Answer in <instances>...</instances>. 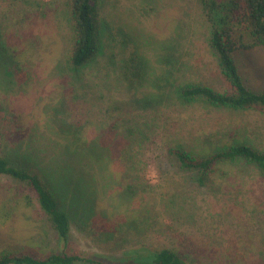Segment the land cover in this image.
<instances>
[{
  "label": "rangeland",
  "instance_id": "obj_1",
  "mask_svg": "<svg viewBox=\"0 0 264 264\" xmlns=\"http://www.w3.org/2000/svg\"><path fill=\"white\" fill-rule=\"evenodd\" d=\"M104 16L101 54L73 71L64 0H0V40L17 49L22 68L10 73L9 56L0 58V154L45 175L70 216L69 248L82 256L141 264L153 255L126 250L168 247L188 264H264L258 166L240 158L204 172L170 152L217 150L234 136L264 149V112L180 96L187 83L231 90L200 1L105 0ZM236 58L245 83L264 89V49ZM26 193L37 200L0 174V202L19 208ZM35 205L0 217V253L33 245L44 257L57 248Z\"/></svg>",
  "mask_w": 264,
  "mask_h": 264
},
{
  "label": "trees",
  "instance_id": "obj_2",
  "mask_svg": "<svg viewBox=\"0 0 264 264\" xmlns=\"http://www.w3.org/2000/svg\"><path fill=\"white\" fill-rule=\"evenodd\" d=\"M104 1L64 0L72 33L66 61L73 71H80L93 63L103 50V34L106 27ZM199 1L210 24L209 45L217 54L221 71L229 82L231 90L224 92L205 84L187 83L178 88L181 98L186 101L201 100L219 108L254 109L264 112V89L256 90L245 83L236 58L241 51H249L257 47L264 49V0ZM16 52H18L17 49L9 47L3 39L0 40V58H5L7 62V55L9 56L12 70L10 73L13 74V65L15 70H22L18 65L20 60ZM169 57H171L170 54L165 56L166 65L164 67L171 68V65L167 64ZM134 67L142 69L138 62ZM170 71L171 69L169 72L164 70L162 82L169 80ZM138 74L142 75V71L140 70ZM235 138L237 137L234 136L233 142H228L226 147L217 150L204 149L193 153L174 147L170 149V152L183 166L198 168L204 172L215 171V167L221 163L243 158L256 164L264 177V149L254 147L243 140L234 142ZM18 151L23 155L20 148ZM23 158L26 159V156ZM0 174L26 183L37 196V200H34L31 194H24L21 201L23 204L14 206L19 208H12L11 203L1 201L0 217L9 219L14 214H18L16 211L23 208V205L26 209L36 207L35 202L37 201L52 223L58 241L57 248L52 249L44 257H40L41 253L37 252L36 246L33 245L31 250L24 248V245L19 249H5L0 253V264H113L109 262L112 260L99 259V255L82 256L69 248L70 216L61 207L59 197L39 169L29 165H17L8 157L0 154ZM126 251L135 252L136 256L139 255L138 257H144L146 253L153 255L152 262L141 264H188L175 248L162 247L154 250L141 246Z\"/></svg>",
  "mask_w": 264,
  "mask_h": 264
}]
</instances>
